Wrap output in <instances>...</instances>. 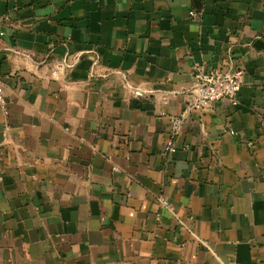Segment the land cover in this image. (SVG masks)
I'll use <instances>...</instances> for the list:
<instances>
[{
    "label": "crops",
    "instance_id": "0c3cea01",
    "mask_svg": "<svg viewBox=\"0 0 264 264\" xmlns=\"http://www.w3.org/2000/svg\"><path fill=\"white\" fill-rule=\"evenodd\" d=\"M0 75V264H264V0H0Z\"/></svg>",
    "mask_w": 264,
    "mask_h": 264
},
{
    "label": "built area",
    "instance_id": "2783aa9c",
    "mask_svg": "<svg viewBox=\"0 0 264 264\" xmlns=\"http://www.w3.org/2000/svg\"><path fill=\"white\" fill-rule=\"evenodd\" d=\"M69 66L68 63L62 62L57 65L58 71H63ZM196 87L194 89L193 106L199 107L207 103H215L228 100L232 104H238V95L243 85V72L240 70L231 71L228 75L223 76L218 71L201 69L194 76ZM5 85L4 77L0 75V100L4 101L3 87ZM186 124L184 114L173 116L171 119V134L177 135ZM171 150L173 144L170 143ZM162 203L166 207H171L169 199L162 197Z\"/></svg>",
    "mask_w": 264,
    "mask_h": 264
}]
</instances>
